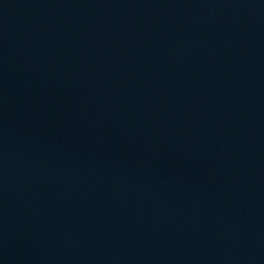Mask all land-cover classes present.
I'll return each instance as SVG.
<instances>
[{
  "label": "water",
  "instance_id": "95a60500",
  "mask_svg": "<svg viewBox=\"0 0 264 264\" xmlns=\"http://www.w3.org/2000/svg\"><path fill=\"white\" fill-rule=\"evenodd\" d=\"M0 264H264V0H0Z\"/></svg>",
  "mask_w": 264,
  "mask_h": 264
}]
</instances>
